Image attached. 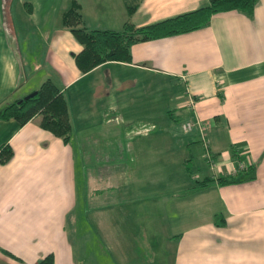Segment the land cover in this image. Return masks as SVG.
I'll list each match as a JSON object with an SVG mask.
<instances>
[{
    "label": "crops",
    "instance_id": "crops-1",
    "mask_svg": "<svg viewBox=\"0 0 264 264\" xmlns=\"http://www.w3.org/2000/svg\"><path fill=\"white\" fill-rule=\"evenodd\" d=\"M205 3L0 0V109L51 76L70 122L63 141L38 116L0 119V145L12 149L0 163V264H35L48 253L53 264H106L120 246L121 264H264V0L250 16L225 10L200 28L133 42L129 61L86 72L72 57L81 45L62 23L73 4L79 24L99 28L87 19L102 16L101 28L117 30ZM196 118L214 170L197 128L181 129ZM115 134L121 197L111 205L92 180L107 162L88 151L118 145ZM115 206L121 221L111 220Z\"/></svg>",
    "mask_w": 264,
    "mask_h": 264
},
{
    "label": "trees",
    "instance_id": "trees-1",
    "mask_svg": "<svg viewBox=\"0 0 264 264\" xmlns=\"http://www.w3.org/2000/svg\"><path fill=\"white\" fill-rule=\"evenodd\" d=\"M257 0H206V3L188 11L180 12L144 25L135 26L125 20L120 29L89 28L80 23V13L73 4L62 13V23L71 32L81 49L72 53L75 65L81 72L90 70L95 65L110 61H129V46L133 42L188 32L209 23L212 14L230 9H237L247 15L252 14ZM135 5H128L129 15ZM21 98L0 109V119L13 117L20 124L33 116H38V125L63 141L67 139L70 122L66 101L54 77H46L40 85ZM12 156L8 143L0 145V163H5ZM218 176L217 181H227ZM204 182V181H202ZM35 264H53L51 254L38 259Z\"/></svg>",
    "mask_w": 264,
    "mask_h": 264
},
{
    "label": "rangeland",
    "instance_id": "rangeland-1",
    "mask_svg": "<svg viewBox=\"0 0 264 264\" xmlns=\"http://www.w3.org/2000/svg\"><path fill=\"white\" fill-rule=\"evenodd\" d=\"M106 6L102 4L100 8H105ZM114 6L112 7V13L117 12V8ZM102 16L100 17H91L87 19V24L88 26H95V27H104L106 24L102 23L101 21ZM104 22H107L106 19H104ZM105 24V25H104ZM113 24L108 23V25ZM154 109L152 108L150 111L147 113H153ZM109 137H114L116 139L118 145H114L113 143L108 144H101V145H96V149L89 152V156L94 153L95 158L97 159H105L107 164L106 165H99L95 166L92 169V180L94 181V186L97 188H101L100 193H106L107 196L104 197H109L110 204L112 205L115 203V199H118L121 197V135L115 134V135H108ZM112 142V140L110 141ZM179 157L178 154L175 155V158L177 159ZM176 163V161H175ZM190 173L192 171H195L196 168L192 169V167H189ZM174 170V185H181L183 184L184 181L179 182V179L177 178V167L173 168ZM185 176H190L189 172H185ZM101 178V179H100ZM190 184H194V181H190ZM184 186V185H183ZM108 193V194H107ZM110 214H111V220L112 218L114 220H119L121 221V207L115 206V208L110 209ZM159 235H161L159 233ZM162 236V235H161ZM160 249L162 247L159 245ZM118 252V250H117ZM114 250L111 248V254L109 253L107 259H106V264H121V246H120V256H117ZM159 261V260H158Z\"/></svg>",
    "mask_w": 264,
    "mask_h": 264
},
{
    "label": "built area",
    "instance_id": "built-area-1",
    "mask_svg": "<svg viewBox=\"0 0 264 264\" xmlns=\"http://www.w3.org/2000/svg\"><path fill=\"white\" fill-rule=\"evenodd\" d=\"M188 104H192V98L189 97L188 99ZM181 129L184 132L190 131L193 127H196L197 130L199 131V140L202 146V157L205 160V162L207 163V165L209 166L210 169L214 170L216 168V160L213 157V154L211 152V149L209 147V143H208V139L205 136V132H204V128H205V124L204 122L200 121L199 119H194V120H185L183 122H181L180 124Z\"/></svg>",
    "mask_w": 264,
    "mask_h": 264
},
{
    "label": "water",
    "instance_id": "water-1",
    "mask_svg": "<svg viewBox=\"0 0 264 264\" xmlns=\"http://www.w3.org/2000/svg\"><path fill=\"white\" fill-rule=\"evenodd\" d=\"M29 94H31V93H29Z\"/></svg>",
    "mask_w": 264,
    "mask_h": 264
}]
</instances>
